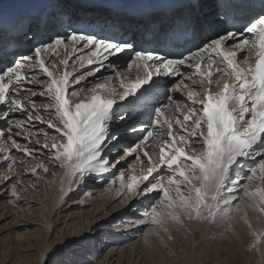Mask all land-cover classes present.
Segmentation results:
<instances>
[{
  "label": "snow or ice",
  "instance_id": "1",
  "mask_svg": "<svg viewBox=\"0 0 264 264\" xmlns=\"http://www.w3.org/2000/svg\"><path fill=\"white\" fill-rule=\"evenodd\" d=\"M180 2L168 28L178 18L195 38L218 23L219 13L215 20L196 14L200 0ZM49 24L64 31L42 34L38 24L34 31L30 26L34 38L30 54H21L0 69V153L7 162L6 173L18 177L10 189L4 185L14 200L20 199L21 183L14 165L17 159L31 158L34 163L26 171L48 173L49 166H55L63 170L59 182L67 187L74 180L103 179L116 169L110 185L118 183L122 198L148 197L137 201L144 205L139 223L157 235L169 234V225L190 231L193 222L231 224L242 214L244 198L264 214V12L243 28L205 37L178 58L138 48L134 39L101 37L74 27L71 17ZM166 31L160 25L155 34ZM238 52L244 55L238 57ZM86 65L96 66L71 79ZM134 66L137 74L129 76ZM97 73L99 78L81 83ZM225 77L228 82L221 84ZM161 92L163 103L157 101L147 111ZM177 92L182 95L174 97ZM37 96L42 99H33ZM115 97L126 103L118 104ZM137 109L146 111L130 123ZM34 122L54 132L35 133L28 127ZM16 136L29 143L35 137V146L21 144ZM164 136L167 139H161ZM41 148L46 151L40 153ZM13 149L21 155H9ZM128 156L133 159L121 164ZM138 165L143 168L135 174ZM129 171L132 174L126 177ZM252 235L250 250L259 252L264 233Z\"/></svg>",
  "mask_w": 264,
  "mask_h": 264
},
{
  "label": "bare ground",
  "instance_id": "2",
  "mask_svg": "<svg viewBox=\"0 0 264 264\" xmlns=\"http://www.w3.org/2000/svg\"><path fill=\"white\" fill-rule=\"evenodd\" d=\"M38 3H44L43 7H38L34 2ZM259 7H252L249 6L247 9L242 13L241 9H238V11H235V14H238L235 16V19H238L241 24H246L250 20L257 17L261 12H264V3H262ZM75 2V3H74ZM93 3V1L88 2ZM177 7L174 5H167L166 7H160L155 4L153 5L156 8H150L145 10L136 9L133 11V13H127L125 10L121 8H115L114 5L106 4V1H104L101 6H95V5H88V7L82 8V3L80 1L75 0H0V19L2 17L11 16L10 14H16V22L13 18H11L13 23L10 19H6L0 22V28L3 27V24L9 23L13 24L10 26H6V30L0 29V69L5 67L7 65V61L12 60L11 58L8 60L5 58L7 54H10L11 56L16 55L17 57L21 54H30L29 47L23 46L21 43V38L24 34L21 32L29 31V27L31 26L32 30H35V26L37 23L44 24V30L51 33L58 31L56 28H53L49 22L50 21H56V20H63L67 22L69 19L68 17L73 15L77 18L74 19L73 26L75 27V24H77L78 20H81L84 22L85 26L87 27L88 31H94L95 33L102 34L101 37H104V35L108 34L113 38L119 39L121 37L125 39H136V45L138 48L147 49V50H154L156 54H161L159 51L161 48H166V50L175 52V50H188L191 48V44L195 47V45L202 42V40L210 35H214L216 32L223 31L225 29H229V26L227 24L220 25L218 30H215V24L213 27L209 30H206L202 33H198V36L195 38L191 36L190 34L186 33L183 28L180 26V21L177 18L176 24L168 28V26L172 23L174 19V12L177 9L181 8V2L178 0L175 2ZM205 4L206 8H202V6ZM27 5V7H26ZM200 7H198L195 11L196 14L199 15L201 18L208 17L212 15L213 11H216L215 9V1L214 0H200ZM52 6L55 8L56 15L54 17H48L46 18V15H48L49 7ZM107 8H105V7ZM81 10V12L79 11ZM16 11L23 12V14L18 15ZM242 13V14H240ZM186 14V11H185ZM217 18L214 17L213 20ZM54 19V20H53ZM91 20H98L100 22L103 21L104 25V31L99 30L96 32L93 26L89 27L88 22ZM155 21V24H151V21ZM222 20H225L223 15H219L218 23ZM33 22V23H31ZM82 23V22H81ZM216 23V24H218ZM46 25L48 26L46 29ZM160 25H163L165 29H167L166 33L156 35L155 30L160 27ZM96 27V26H95ZM102 27V26H100ZM80 28V27H78ZM86 29V30H87ZM70 30V29H69ZM19 33V37H16V34ZM42 33V34H43ZM12 37H9V36ZM250 35V34H249ZM32 36V33L30 34ZM31 39L34 40L33 36ZM135 40V41H136ZM244 53L238 52V57L243 56ZM10 56V57H11ZM168 56V51H167ZM178 58V57H176ZM73 60H75V57H73L72 60L69 61L70 65L72 64ZM125 60H127V57H125ZM96 65H86L83 69H80L79 71L75 72V76H78L80 74V71H87L90 67H95ZM26 71H35V69H25ZM69 71H71V68H69ZM111 74V73H106ZM137 74V69L135 66L131 70L130 73H128L129 76H135ZM219 75V74H217ZM101 76V73H97L95 77H88L87 81H82L81 83H88L92 80H95ZM72 78V79H74ZM173 79H179V78H173ZM163 82V81H161ZM228 82V78L225 77L224 80H221V84ZM187 83V81H186ZM73 87H79V85H73ZM197 89L200 88L199 85H195ZM71 90V89H70ZM23 95V93H22ZM90 95V94H89ZM182 94L177 92L173 93L174 97H180ZM39 99V98H38ZM71 99V98H70ZM117 100V103H126L119 101L118 97H115ZM165 99L164 94L157 93V95L150 101V104L148 106L147 111H150L153 105L157 104V101L160 103H163ZM76 102H79L77 99ZM37 107H42V105L38 104ZM150 107V108H149ZM145 109H137V114L134 115L133 120L130 121L131 123L137 122L141 117L140 113H144ZM173 111H175V106H173ZM179 113H177L178 115ZM167 115H172V112H169ZM144 120H148V115H143ZM32 124H30L31 126ZM36 127H34L32 130L35 133H40L42 130H47L50 133L54 132V129H46V126H42L41 128L39 125L40 123L37 122ZM34 125V126H35ZM24 135H27V132L24 133ZM15 139H17L21 144H28L29 147L35 146V137L31 138V143H29L28 140H25L23 136H16ZM161 139H167L166 136L161 137ZM131 141H126L127 143H130ZM43 143V141H41ZM126 146V145H125ZM44 149H40V153H43ZM12 153H15L18 157L21 155L20 153H16L15 149H13L9 155H12ZM3 154L0 153V157ZM132 156L126 157L125 160L121 161V164H127L129 160H132ZM156 156L153 155V160L155 161ZM7 162L4 161L2 158H0V177L5 175H11L10 173H6L5 169L2 168ZM34 161L31 160V158H26L23 162H21L20 159H17L16 165H14V171L19 172V179L21 183H23V192L17 188V192L21 193L20 199L18 201L14 200L13 205L11 206L10 213L14 216V221L16 223L15 230L11 235L10 239L11 242L9 245H7V253H5V258L8 259L9 256H11V250L15 252V263L20 264H61L60 255H62L65 251V262L63 264H73L76 260L70 258V254L74 252V249L76 248L77 244H83L90 242V246L95 241V236L100 235V245L97 249V246L95 247L94 256L89 254L91 257L94 258H88L90 262L89 264H111V262L114 261V258H116L115 262L117 264L127 262L126 264H136V257H134V250L136 246L139 244V240L134 238L135 235L140 232L139 229V219L140 215L142 214V207H144L143 204H138L137 201L144 199L147 200L148 197H138L136 200V203H132L130 199L126 198L121 200L119 203L115 204L112 207H109L106 209V214H102L101 219H99L96 223L89 221L86 223L85 227L82 228V230H79L78 232L74 233V230L76 228V224L72 225L69 231L72 233L67 235L66 237H60L57 236L56 233L59 231L57 229L59 217L65 213V217L63 219L74 217L75 214L71 213V209L69 208L66 210V212H63V210L67 209V207L75 205V200H78V194L81 193V195L87 194L89 197L90 195H96L98 199H102L105 202L108 200H114L116 199L120 192L118 189V183L117 185H108L105 188L103 186H97L98 180L102 179H89L87 183H77L75 180L72 182L71 187H67L66 185L61 184L60 178L63 176V170L58 169L55 166H49L50 171L48 173H43L42 171L37 172L36 175H32L30 171H26V169H30L32 167V164ZM121 165H117L116 168H119ZM143 166L138 165L135 169V174H139L142 171ZM110 170L108 174L105 175V178H113V173L116 172V169H114V172ZM55 173V176L53 175ZM132 174L131 171L126 172V177L128 175ZM36 177L39 181L37 183L35 181L28 180L29 178ZM18 177L15 175H11V179L8 181H12L13 179H17ZM40 181L42 182V185L40 184ZM111 181V180H110ZM7 182V181H6ZM96 182V183H95ZM35 184V188L32 187V185ZM45 184V187H44ZM97 192H94L95 189ZM112 197V199L110 198ZM136 197L131 198L134 200ZM239 198V196H238ZM89 200V199H88ZM86 198V202L88 201ZM92 200V199H91ZM90 200V201H91ZM101 200V201H102ZM104 201L103 205H104ZM92 202V201H91ZM90 202V203H91ZM131 206L127 209L128 205ZM251 201H249L247 198H244L243 204H242V214L238 217H244V213H246L247 220L251 223L252 228L249 229L248 225H245L243 222L240 221H233L231 224L229 223H223L221 225H208L205 223H196L193 222L190 225H188V228L191 231V238L187 239L186 248L188 249V254L191 252H194L195 256L193 259H187L188 261L185 262L182 260L181 264H264V243H261L260 249L261 251H252L250 250L251 244L254 242L253 237L249 238L244 235H237V241L236 246L232 247L229 252L227 251L226 254H223L225 257L224 260H226V263L219 262L218 260L214 259L216 255L221 254V252H215L218 248L222 247L223 241L219 240L218 236L216 237V233H219L223 226L230 225V228L233 229L236 233H239V230H245L248 229L251 231H257L260 233H264V214L263 216H260L258 219V216L256 215V212L250 207ZM133 205H137V207H133ZM101 208L98 210L100 211ZM127 209V210H126ZM126 210V211H125ZM8 212V213H9ZM89 212V211H87ZM96 212V211H94ZM108 214V215H107ZM4 215V214H3ZM93 215V213H92ZM126 215L128 217H126ZM3 217V216H2ZM119 217H123V219H129L135 218V221L125 222V224H120V222L117 221V224L119 226H116L114 228V233H127L130 237L133 236V238H130L131 240H127L128 237H126V241L124 243L120 244V238L123 237H114V234H107V229H109V226L113 223L112 220H116ZM237 217V218H238ZM76 219V218H75ZM73 219V220H75ZM72 220V218H71ZM72 220V221H73ZM87 220H89V215H87ZM116 222V221H115ZM73 224V223H72ZM82 226V225H81ZM132 227H136L132 230ZM169 231L175 232L174 235L178 236L179 239L182 237V231L183 229H177L176 227H173L171 225L168 226ZM80 228V227H78ZM173 230V231H172ZM218 230V232H216ZM247 230V231H248ZM76 231V230H75ZM110 231L111 227H110ZM143 233L138 236L141 237V244L143 243L142 247L138 245V249H140L146 253L153 264H174V260H176L173 257H171V254H164L163 259L158 257L156 253H162V248H164V244H166V241L169 237V234H166L164 232H159L157 235L156 233H149L147 231V226H145V230H141ZM60 232V231H59ZM102 234V235H101ZM172 236V233H170ZM235 234V233H234ZM106 236L108 238L106 239ZM113 236V237H112ZM111 239H110V238ZM137 237V238H138ZM125 239V238H123ZM133 239H136L134 243H132L131 247H129L130 250L126 249V244L128 242L133 241ZM111 241H116L119 243V247L115 246ZM124 241V240H123ZM110 245V246H109ZM14 246V248H13ZM84 246V244H83ZM114 246V247H113ZM61 247V248H60ZM64 247V249H63ZM112 247V248H111ZM10 249V250H9ZM90 249L89 247L87 248ZM86 249V251H87ZM136 250V252L138 251ZM221 249V248H220ZM130 251L128 255H124L125 252ZM179 251V249H178ZM106 252V253H105ZM135 252V254H136ZM215 252V253H214ZM100 253H105L106 255H100ZM141 254V252H140ZM139 254V255H140ZM184 254V253H183ZM88 255V254H87ZM99 258L103 259L102 261L99 260ZM138 256V254H137ZM189 256V255H188ZM222 256V255H221ZM222 256V257H223ZM241 256V258H240ZM223 257V258H224ZM182 259V258H181ZM60 260V261H59ZM138 260V259H137ZM179 260V259H178ZM87 261V260H86ZM84 262V261H83ZM3 261L0 260V264H2ZM179 261H176L175 264H179ZM75 264V263H74ZM84 264V263H83Z\"/></svg>",
  "mask_w": 264,
  "mask_h": 264
},
{
  "label": "rangeland",
  "instance_id": "3",
  "mask_svg": "<svg viewBox=\"0 0 264 264\" xmlns=\"http://www.w3.org/2000/svg\"><path fill=\"white\" fill-rule=\"evenodd\" d=\"M56 1V0H55ZM58 1V0H57ZM38 7H40V8H42L44 5V3L42 4V3H38V2H34ZM26 7H27V5H26ZM53 11H55V9L53 8L52 9ZM19 13V14H23V12H19V11H16V13ZM53 13V15H55L56 13L58 14V12H52ZM12 14V13H11ZM10 14V15H11ZM13 16H16V14L14 13L13 14ZM217 15H215V14H213V15H211V16H209V18H211V19H213L214 17H216ZM10 16H5V17H2L1 19H0V22L1 21H3V20H6V19H8ZM11 17H12V15H11ZM6 24H8V23H6ZM216 26H215V30H218L219 29V27H220V25H218V24H215ZM54 28V27H53ZM59 32H63L64 31V29L63 28H56ZM220 31V30H219ZM29 32L27 33V35L25 36V35H23V37L21 38V42H22V44L23 45H26L27 47H29V52H30V49L34 46V43H32L31 42V37L29 36ZM133 39V38H132ZM10 54H7L6 56H5V58L8 60V58L10 59H12V60H9V61H7V65H9V64H11V62L14 60V59H16L17 58V56L16 55H14L13 54V56H11ZM72 78H74V75L71 77V79ZM41 79H44V77H41ZM29 87H33V88H35L36 90H39V86H35V85H28ZM39 98V99H38ZM33 99H35V100H37V101H39V100H41L42 98L41 97H39V96H37V97H34ZM0 107H2V106H0ZM150 108V107H149ZM17 115V117L18 118H20V114H16ZM37 122H34V125L36 124ZM131 123V122H130ZM33 124L30 126V125H28V127H30V128H34V127H36V125L34 126ZM3 125H2V122H0V127H2ZM41 128H43L42 126H46V125H43V124H40L39 125ZM34 130H37V127H36V129H34ZM13 154V153H12ZM3 156V155H2ZM2 156L0 157V158H2ZM2 168H4V166L2 167ZM113 172H114V169L112 170ZM0 172H1V170H0ZM154 175H155V173H154ZM151 179V178H150ZM17 179H13L12 181H0V260L1 261H3V263L2 264H20V263H15V257L16 256H14V254H15V252H14V250L12 251L11 250V256H9V258L8 259H6L4 256H5V253H7V245H9V243L11 242V237H10V235L14 232V231H16L15 229V225H16V223H15V221H14V216H13V214H11L9 211H10V209H11V206L13 205V203H14V199H13V197L11 196V192H10V185H11V183L12 182H14V181H16ZM28 180H31V181H35L36 183H37V181H39L36 177H31V178H29ZM37 180V181H36ZM110 178H103L102 180H98L97 182H98V187L99 186H103V188H105L106 186H108V185H110ZM5 183H7L8 184V186H9V189H5V187H4V185H5ZM96 183V182H95ZM40 184L42 185V182L40 181ZM113 186H115V185H113ZM18 187H19V189L22 191L23 190V183H20L19 185H18ZM44 187H45V184H44ZM102 188H100V189H95L94 190V192H97V190H101ZM24 191V190H23ZM22 191V192H23ZM18 195H19V197L22 195L21 193H18ZM239 196V195H238ZM86 198H87V202H86ZM111 199H112V197H110ZM137 198L138 197H136L134 200H132V199H130V201L132 202V203H136V200H137ZM92 199V200H91ZM123 199H126V198H122L121 197V195L119 194V196L116 198V199H114V200H108L107 202H105L104 200H102L101 198L100 199H98V197L96 196V195H90L89 197L87 196V194H84V195H81V193H79L78 194V200H75L74 201V203H76L75 205H72V206H69V207H67V209H65V210H63V212H66V210H68L69 208H72L71 209V213H73V214H75L74 215V217H71V215L69 216V218H67V219H63V220H61L62 219V217L64 218L65 217V213H63V215L61 216V217H59V219H57V220H59V222L57 223L58 224V226H57V229L60 231H58L57 233H56V235L57 236H60V237H66L67 235H69V233L71 234L72 232L71 231H69V229L71 228V226L72 225H74V224H76L75 226H76V228L77 229H75L74 230V233L75 232H78L79 230H82V228L83 227H85L86 225V223H88L89 221H92V222H94V223H96L99 219H101V217H102V214L104 215V213L106 214V209H108L109 207H112V205L114 206L115 204H117V203H119L121 200H123ZM92 202H91V201ZM104 201V205H103V202L102 201ZM91 202V203H90ZM131 206V204L130 205H128V207H127V209L129 208ZM99 208H101L100 209V211L98 210ZM126 209V210H127ZM142 209H143V207H142ZM125 210V211H126ZM87 211H89V212H87ZM94 211H96V212H94ZM103 211H104V213H103ZM9 212V213H8ZM256 212V211H255ZM92 213H93V215H92ZM4 214V215H3ZM87 215H89V220H87ZM108 215V214H107ZM256 215L258 216V219H259V217L260 216H263V214H260V213H258V212H256ZM3 216V217H2ZM126 217H128L127 215H126ZM71 218H72V220L73 219H75V220H71ZM122 218L123 217H119V218H117L116 220H112L111 222H113L110 226H109V229H107V234H109V233H111V234H114V237L116 238V237H121V236H123V237H121L120 238V244L121 243H124L125 241H126V237H128V239L127 240H131L130 238H133V236L132 237H130L129 236V234H127V233H114L115 232V230H114V228L116 227V226H119L120 224H125V222H130V223H132L131 221H135V218L134 219H132V218H129V219H123L122 220ZM241 220V222H245V219H244V217H238V218H236L234 221L236 222V221H240ZM116 221V222H115ZM117 221L118 222H120L119 223V225L117 224ZM73 223V224H72ZM89 224V223H88ZM245 225H248L247 223H244ZM82 225V226H81ZM78 227H80V228H78ZM110 227H111V230L112 231H110ZM134 228H136V227H132V230L134 229ZM140 232H138V234L137 235H135L134 236V238L137 236H140L143 232L141 231V230H145V225H139V229H138ZM248 229H246V231L245 230H239V233H236L233 229H231L230 228V225H225V226H223V228H222V230L219 232V233H216V237L218 236V238H220L219 240H224L223 241V245H221L222 247H220V248H218L217 250H215V252H221V254H219V255H216L215 257H214V259H216V260H218L220 263L221 262H223V261H225L224 263H226V260H224L225 259V257L223 256V254H226L227 253V251L229 252V250L232 248V247H234V246H236V241H237V238L236 237H238L237 235H244V237L246 238V236L247 237H249V238H251V237H253V239H255L254 238V236L252 235V233H250L251 231H247ZM173 231V230H172ZM216 232H218V230L216 231ZM170 233H172V236H171V234ZM173 233H175L174 231L173 232H171V231H169V234H170V236L172 237V238H169L168 237V239H167V241H166V244H164V248H162V253L160 254V253H156V255L158 256V257H160V258H164L163 257V255L164 254H171V257H173L174 256V258L176 259V260H174V264L176 263V261H179L180 263L179 264H181V262H182V260L183 261H185V262H187L188 260L187 259H193L194 258V256H195V254H194V252H191L190 254H188V249L189 248H186L187 246H185V245H187V243H186V241H187V239H189V238H191V231H185L184 229H183V231H182V236H179V237H182L181 239H179L178 238V236H176V235H174ZM235 233V234H234ZM102 235V234H101ZM113 237V236H112ZM136 237V239L137 240H139V244L138 245H140V247H142V245H143V243L141 244V240H140V238L141 237H138L137 238ZM108 238V236H106V239ZM110 238V237H109ZM123 238H125V239H123ZM111 239V238H110ZM136 239H133V241H131V242H128L127 244H126V249L127 250H130L129 249V247H131V245H132V243H134L135 241H137ZM124 240V241H123ZM9 242V243H8ZM11 243H13V242H11ZM111 243H113L115 246H118L119 247V243H117L116 241H111ZM83 244H84V246H83ZM83 244H77L76 245V248L74 249V252L72 253V254H70V258L69 259H71L72 257H73V259L74 260H76V258H78V260H76V261H74V263L75 264H89L88 262H90V261H88L89 259L88 258H90L91 256L89 255V254H91V255H93L94 256V252H95V247L97 246V249L99 248L98 246L100 245V235L99 236H95V241L93 242V244L90 246V242H88L87 241V243L85 242V243H83ZM138 245L136 246V248H135V250L133 251L134 252V257L133 258H135L136 257V261H137V263L136 264H153L152 263V261L150 260V257L145 253L144 254V252L140 249V247H139V249L137 248L138 247ZM110 246V245H109ZM90 248L89 250L87 249V248ZM114 247V246H113ZM13 248H14V246H13ZM61 248V247H60ZM112 248V247H111ZM63 249H64V247H63ZM86 249H87V251H86ZM138 249V251L136 252V250ZM178 249H179V251H178ZM10 250V249H9ZM66 252V251H65ZM65 252L62 254V255H60L59 254V256H60V260H62L61 261V264H63L64 262H65V260H64V256H65ZM135 252H136V254H135ZM140 252H141V254H140ZM214 252V253H215ZM106 253V252H105ZM105 253H100L99 254V256L100 255H106ZM130 253V251H127V252H125L124 253V255L126 256V255H128ZM184 253V254H183ZM223 253V254H222ZM88 254V255H87ZM137 254H138V256H137ZM140 254V255H139ZM189 255V256H188ZM224 257H222V256ZM99 256H96V257H98L99 258ZM88 257V258H87ZM91 258H94V257H91ZM182 258V259H181ZM240 258H241V256H240ZM138 259V260H137ZM179 259V260H178ZM59 260V261H60ZM87 260V261H86ZM99 260L100 261H102V260H104V258L102 259H100L99 258ZM115 260H116V258H114V261L113 262H111V264H117V262H115ZM84 261V262H83ZM123 261V263L121 262V264H126L127 262H124V259L122 260ZM73 263V264H74ZM223 264V263H222Z\"/></svg>",
  "mask_w": 264,
  "mask_h": 264
}]
</instances>
